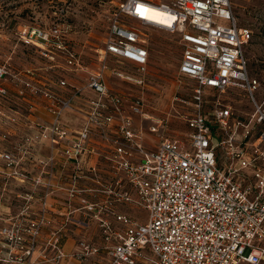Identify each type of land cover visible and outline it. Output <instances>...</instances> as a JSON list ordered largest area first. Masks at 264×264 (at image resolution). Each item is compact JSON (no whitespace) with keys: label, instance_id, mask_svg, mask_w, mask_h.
I'll use <instances>...</instances> for the list:
<instances>
[{"label":"built area","instance_id":"2783aa9c","mask_svg":"<svg viewBox=\"0 0 264 264\" xmlns=\"http://www.w3.org/2000/svg\"><path fill=\"white\" fill-rule=\"evenodd\" d=\"M237 2L109 0L98 69L84 84L0 64V119L26 121L25 135L0 152L18 181L0 193V264H264V82L251 73L252 32ZM146 27L181 35L179 75L193 82L190 98L173 101L190 130L181 138L144 97L109 83H145ZM22 39L50 69L61 59L68 72L87 70L60 24ZM8 81L26 113L7 107ZM146 123L156 149L145 144Z\"/></svg>","mask_w":264,"mask_h":264},{"label":"rangeland","instance_id":"374dc122","mask_svg":"<svg viewBox=\"0 0 264 264\" xmlns=\"http://www.w3.org/2000/svg\"><path fill=\"white\" fill-rule=\"evenodd\" d=\"M108 2L109 0H0V64L10 62L14 70L49 69L43 72L52 84L61 78L84 84L88 74L98 69V51L104 46L109 32L111 22L108 16L112 14V8ZM234 11L241 26L252 32L251 41L247 45L251 73L264 82V0H239ZM53 24H60L67 43L82 54L87 68L84 73L68 72L61 59L58 66L50 69L52 65L41 57L37 47L24 43L22 36L25 30L49 28ZM142 33L146 35L151 50L145 83L129 85L114 79H110L109 83L125 96L144 97L148 112L161 119L169 118L168 133L181 138L190 130L178 120V115L184 108H173V101L177 97L190 98L186 88L187 85H193L192 81L179 75L183 52L181 35L150 27H146ZM5 86H9L11 90V101H8L7 107L26 113L23 103L12 93L14 86L11 82L8 81ZM230 99L238 109L246 105L245 101L241 103L235 96ZM8 110L5 109L6 112ZM3 122L0 119V152L10 151L11 143L21 139L26 133V121L23 117L18 124L6 126ZM149 125L150 123L145 124V144L149 149H156L158 137L149 132ZM4 134H9L7 139L2 138ZM5 165L0 160V193L4 184L8 183L7 189H14V182H18L13 178L12 170L5 171ZM135 214L142 219L147 216L145 210L136 211Z\"/></svg>","mask_w":264,"mask_h":264},{"label":"bare ground","instance_id":"6f19581e","mask_svg":"<svg viewBox=\"0 0 264 264\" xmlns=\"http://www.w3.org/2000/svg\"><path fill=\"white\" fill-rule=\"evenodd\" d=\"M151 13L153 19H156L158 22L162 23L167 21L168 15L166 13L159 11H152Z\"/></svg>","mask_w":264,"mask_h":264}]
</instances>
